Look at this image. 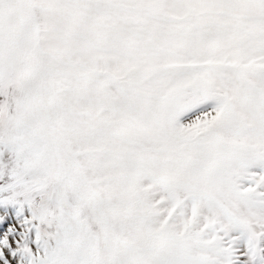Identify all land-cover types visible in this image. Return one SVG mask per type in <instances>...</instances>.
Returning <instances> with one entry per match:
<instances>
[{"label": "snow or ice", "instance_id": "snow-or-ice-1", "mask_svg": "<svg viewBox=\"0 0 264 264\" xmlns=\"http://www.w3.org/2000/svg\"><path fill=\"white\" fill-rule=\"evenodd\" d=\"M0 264H264V0H0Z\"/></svg>", "mask_w": 264, "mask_h": 264}]
</instances>
